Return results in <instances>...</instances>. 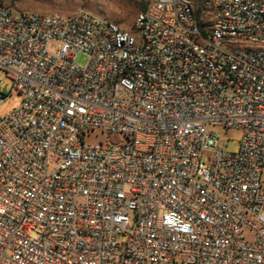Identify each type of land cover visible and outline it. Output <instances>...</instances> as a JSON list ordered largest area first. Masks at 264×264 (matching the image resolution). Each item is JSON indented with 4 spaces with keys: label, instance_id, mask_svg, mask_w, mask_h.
<instances>
[{
    "label": "built area",
    "instance_id": "1",
    "mask_svg": "<svg viewBox=\"0 0 264 264\" xmlns=\"http://www.w3.org/2000/svg\"><path fill=\"white\" fill-rule=\"evenodd\" d=\"M0 69V264H264V0H0Z\"/></svg>",
    "mask_w": 264,
    "mask_h": 264
},
{
    "label": "rangeland",
    "instance_id": "2",
    "mask_svg": "<svg viewBox=\"0 0 264 264\" xmlns=\"http://www.w3.org/2000/svg\"><path fill=\"white\" fill-rule=\"evenodd\" d=\"M6 5L34 14H53L60 13L71 15L78 11H86L92 15L107 18L121 25L125 30L133 29V23L137 14L141 11L135 2L130 0H2ZM89 62L85 53H79L76 56V64L85 68ZM0 79L4 81L2 91L9 93L12 81L6 73L0 69ZM22 98L17 93H13L8 99L0 105V116L8 115L13 109L17 108ZM221 134L222 143L227 144V150L238 151L241 133L237 131L224 132L216 130ZM115 137H109L108 142L112 143ZM264 184V170L262 174Z\"/></svg>",
    "mask_w": 264,
    "mask_h": 264
},
{
    "label": "trees",
    "instance_id": "3",
    "mask_svg": "<svg viewBox=\"0 0 264 264\" xmlns=\"http://www.w3.org/2000/svg\"><path fill=\"white\" fill-rule=\"evenodd\" d=\"M130 1L135 2L141 11H144L147 7V0H130Z\"/></svg>",
    "mask_w": 264,
    "mask_h": 264
}]
</instances>
